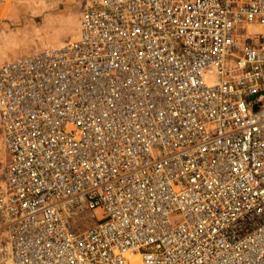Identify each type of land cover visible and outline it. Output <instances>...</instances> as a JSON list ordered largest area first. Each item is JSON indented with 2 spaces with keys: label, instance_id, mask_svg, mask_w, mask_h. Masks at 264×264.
<instances>
[{
  "label": "built area",
  "instance_id": "2783aa9c",
  "mask_svg": "<svg viewBox=\"0 0 264 264\" xmlns=\"http://www.w3.org/2000/svg\"><path fill=\"white\" fill-rule=\"evenodd\" d=\"M78 1L0 66V264H264V0Z\"/></svg>",
  "mask_w": 264,
  "mask_h": 264
},
{
  "label": "rangeland",
  "instance_id": "374dc122",
  "mask_svg": "<svg viewBox=\"0 0 264 264\" xmlns=\"http://www.w3.org/2000/svg\"><path fill=\"white\" fill-rule=\"evenodd\" d=\"M79 22L78 0H0V66L74 40ZM8 163L0 126V182ZM95 214L97 221L104 217L101 211Z\"/></svg>",
  "mask_w": 264,
  "mask_h": 264
},
{
  "label": "bare ground",
  "instance_id": "6f19581e",
  "mask_svg": "<svg viewBox=\"0 0 264 264\" xmlns=\"http://www.w3.org/2000/svg\"><path fill=\"white\" fill-rule=\"evenodd\" d=\"M78 32H79V29H78ZM77 35H78V34H77ZM76 37H77V36H76ZM76 37H75V38H76ZM60 47H61V46H60ZM15 59H16V58H15ZM3 143H4V142H3ZM6 170H7V168H6ZM5 174H6V173H5ZM4 178H5V176H4ZM4 178H3V179H4ZM134 262L139 263V258H135V259H134Z\"/></svg>",
  "mask_w": 264,
  "mask_h": 264
},
{
  "label": "crops",
  "instance_id": "0c3cea01",
  "mask_svg": "<svg viewBox=\"0 0 264 264\" xmlns=\"http://www.w3.org/2000/svg\"><path fill=\"white\" fill-rule=\"evenodd\" d=\"M50 48H53V47H50ZM49 49V48H48ZM36 53V52H35ZM29 54H33V53H29ZM18 58V57H17Z\"/></svg>",
  "mask_w": 264,
  "mask_h": 264
}]
</instances>
